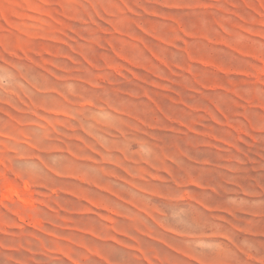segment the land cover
I'll return each mask as SVG.
<instances>
[{
	"label": "rangeland",
	"instance_id": "rangeland-1",
	"mask_svg": "<svg viewBox=\"0 0 264 264\" xmlns=\"http://www.w3.org/2000/svg\"><path fill=\"white\" fill-rule=\"evenodd\" d=\"M0 264H264V0H0Z\"/></svg>",
	"mask_w": 264,
	"mask_h": 264
}]
</instances>
